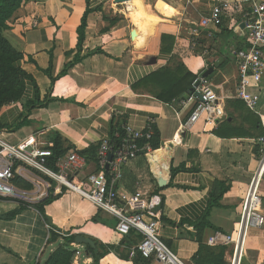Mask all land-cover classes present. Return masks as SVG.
I'll list each match as a JSON object with an SVG mask.
<instances>
[{"label": "crops", "instance_id": "crops-1", "mask_svg": "<svg viewBox=\"0 0 264 264\" xmlns=\"http://www.w3.org/2000/svg\"><path fill=\"white\" fill-rule=\"evenodd\" d=\"M131 1L22 3L8 22L6 36L22 54L21 67L31 78L25 81L22 98L1 109L0 133L17 144L44 131L45 139H58L66 155L100 148L103 140L111 139L113 126L140 131L151 128L153 136L158 134L161 147L146 149L123 164L116 186L120 192L132 193L140 188L148 194L157 203L159 234L186 264H194L192 258L200 244H209L216 232L236 236L243 200L264 151V145L258 142L264 134L257 136L264 132V77L259 88L251 90L260 96L256 110L238 97L239 70L232 50L250 46L242 9L231 7L225 11L219 26H199L218 4H247L246 0H143L144 14L155 23L141 31L145 40L139 45L136 38L140 26ZM88 4L92 11L79 48L78 28ZM163 36L174 37V42H164ZM217 63L220 65L215 67ZM179 64L184 77L177 88L187 93L193 78H203L219 94L227 113L225 119L215 124L201 119L183 130L181 126L189 119L192 106L181 105V98L173 102L160 99L159 85L140 84L165 68L177 72ZM68 66V72L61 75ZM211 67L215 68L205 77ZM37 90L46 105L29 111L27 104L37 100ZM238 99L246 105L240 109L228 106L229 101ZM23 119L30 123L16 128ZM254 120L261 121L262 130L255 128ZM88 162L87 169L70 175L75 184L82 186L89 173L99 170L93 160ZM181 165L187 171L173 176L172 167ZM22 169V180L33 184L36 176ZM59 188L60 196L46 206L47 215L62 235L71 232L91 238L104 253L100 264H159L153 257L138 259L139 254L132 255V248L143 239L140 232L118 233L117 219L100 212L75 190L62 187L60 193ZM259 191L264 212V174ZM221 193L216 206L209 209L214 196ZM36 215L41 217L30 208L11 221L0 220V264H38L48 257L43 259L48 239L44 238V229L48 224L41 217L39 230L29 232L31 224L27 222ZM94 216L108 223L94 222ZM204 217L213 227L197 229L196 224ZM85 245L79 247V264H92L93 259L83 255ZM55 246L51 245L50 250ZM220 246H224V260L230 264L235 244ZM243 256V264H264V226L248 231Z\"/></svg>", "mask_w": 264, "mask_h": 264}, {"label": "built area", "instance_id": "built-area-1", "mask_svg": "<svg viewBox=\"0 0 264 264\" xmlns=\"http://www.w3.org/2000/svg\"><path fill=\"white\" fill-rule=\"evenodd\" d=\"M246 4V7L242 3L218 4L214 6L212 15L202 19L199 26L201 28L219 26L223 22L225 11L231 7L236 10L242 9V23L247 29L250 46L247 49L232 50L239 70L238 97L244 100L250 109L256 110L260 96L251 90L259 88L264 77V0H246ZM197 33L198 30H195V36ZM180 104L192 106L189 119L181 126L183 130L191 128L201 119L215 124L227 117L219 94L214 86L203 78H196L193 81L191 90L181 98ZM125 130L126 137L115 150L112 149L110 140L105 139L101 142L97 157L99 170L89 173L82 186L75 184L70 175L76 176L87 169L89 162L84 155L71 151L59 157L53 166L50 164V158L54 155L52 149L54 140L45 139L44 131L37 132L17 144L11 143L0 133V195L5 197L18 195L24 200L29 198L30 192L19 190L14 184L15 172L23 174V169L19 166L16 168L15 165L22 163L75 190L99 210L117 219L115 230L118 233L129 235L134 230L140 232L143 239L132 248L133 256L141 254L144 258L153 257L159 264H186L159 234L160 215L156 213L157 203L140 188L132 193H124L116 186V181L121 176L119 173L121 166L137 158L144 150H151L149 142L141 144L142 141H148L153 137L151 128L140 131L126 126ZM258 142L264 145V136L258 138ZM111 152L113 159L109 161ZM106 165H109L110 179L105 174ZM263 174L264 151L243 200L236 236L218 231L210 237L209 244L213 246L235 244L230 264H243V249L248 231L264 226L263 196L259 191ZM37 180L36 193L39 199L48 193L51 185L42 179ZM79 256L80 251H77L76 264Z\"/></svg>", "mask_w": 264, "mask_h": 264}, {"label": "trees", "instance_id": "trees-1", "mask_svg": "<svg viewBox=\"0 0 264 264\" xmlns=\"http://www.w3.org/2000/svg\"><path fill=\"white\" fill-rule=\"evenodd\" d=\"M24 1L27 0H0V111L5 105L19 101L22 98L25 89V81L26 79L31 78V76L28 75L21 67L22 54L13 47L6 36V30L8 28L9 20L14 17L15 13L21 7ZM91 11L92 10L90 9V5L88 4L87 10L82 19V23L78 28L79 48L82 47L85 40L87 17L91 13ZM163 40L164 42L167 40H171L172 42H174V37L163 36ZM75 61L79 60L76 58ZM69 67L70 66H68L61 75H65L68 72ZM181 70V64H179L177 72H175L172 68H165L159 72H155L147 76L140 82V84L152 83L155 85H159L162 88V92L159 95V98L163 99L166 102H173L175 98L180 99L187 95L192 88L193 81L195 80V78H193L187 93L183 92L184 90L180 89L179 87L177 88L179 82L182 81V78L184 77L181 73ZM180 73L182 76L180 75ZM36 98L37 100L35 102L27 104L29 111L37 107H44L46 105L40 99L39 90H37ZM243 104L246 105L244 101L239 99L236 101L228 102V106L235 105L236 109H240ZM29 123L30 122L28 119H23L16 125V128H21L25 125H28ZM254 126L256 129L262 130L261 121L259 122V120H254ZM2 130L3 127L0 125V131ZM236 132L237 131H234V133ZM263 134L264 132L260 131L257 136H261ZM124 137H126L125 129L117 126L112 127L110 144L112 145L113 150H115L122 144V140ZM54 140V146L52 147L54 155L50 158V164H52L53 166L56 163L57 159L64 155L60 147V142L58 141V139L56 140L54 138ZM146 142H149L151 148L154 150L161 147L160 138L156 133L150 140H144L141 142V144H145ZM98 149L99 147H93L91 153H84V151L81 153L87 157L88 161L93 160L95 163H97ZM179 171H187V168L182 165L178 168L172 167L171 172L173 176ZM105 174L110 179V171L105 170ZM23 184L27 188L32 187L30 183L26 181L24 182V180ZM63 191L64 189L61 193H63ZM223 193H221L219 196H214L216 198L215 202L214 204L212 202V205L209 206V209H211L213 206H216V203L221 199ZM59 196L60 194H55L53 188L49 191V195L40 202L30 204L19 200H14V202L17 204L15 209L10 212L0 213V220L11 221L22 214L24 211L29 210L30 208H34L41 214V217L44 219V221L52 227L48 242L49 245H53L56 243V248L52 251L50 250V254H48V257L43 262H39L38 264H73L75 260L77 248H75L72 243L76 242L77 235L72 234L71 232H66V235H62L60 232H58L60 230L56 228V226L53 224L52 219L47 215L45 210L46 206L55 201ZM6 199L7 198L0 197V200ZM100 212L102 211L100 210ZM206 219L207 218L204 217L203 220L196 224V228L202 229V227H206V225L213 227ZM92 221L101 222L103 224L108 223L99 216H94L92 218ZM224 251V246H211L209 244L201 243L199 250L196 252L192 259L194 264H227L224 260ZM83 255L91 257L93 259L92 264H100L104 253L100 251L98 246L87 244L85 245ZM138 256V259H143V256L141 254H139ZM81 264L84 263L81 262Z\"/></svg>", "mask_w": 264, "mask_h": 264}, {"label": "rangeland", "instance_id": "rangeland-1", "mask_svg": "<svg viewBox=\"0 0 264 264\" xmlns=\"http://www.w3.org/2000/svg\"><path fill=\"white\" fill-rule=\"evenodd\" d=\"M34 171V173L37 175V177L39 178V179H42V180H44L45 182H48V181H50V180H52L50 177H48V176H46V175H44V174H42V173H39V172H37V171H35V170H33ZM38 180H36L35 181V184L33 183V184H31V188H27V187H25L24 186V184H23V180H22V178L20 177V175L18 174V173H16L15 172V180H14V184L16 185V187L19 189V190H23V189H26V190H29L30 192H36V190L38 189V187H37V185H36V182H37ZM25 182V181H24ZM55 183H57L56 184V188H58L59 186H58V182H55ZM55 183H53V185H55ZM45 188V187H44ZM65 188H67V187H65ZM61 189V188H60ZM62 191V190H61ZM34 195V194H33ZM35 196V195H34ZM34 196H29V198L27 199V200H24V199H20L19 197H18V195L16 196V197H5V196H2V195H0V197H4V198H7L6 200H0V212L1 213H5V212H10V211H12L13 209H15L16 208V203L14 202V200H19V201H23V202H26V203H30V204H33V203H36V201L35 200H33L32 198L34 197ZM39 196V195H38ZM40 216H37L36 215V218H33V219H31L29 222H27V224H31V228L29 229V232L30 233H34L35 232V230H39V224H40V222H41V220H40ZM45 231H44V238H48L49 239V236H50V231H49V229L47 228V227H45V229H44ZM48 239H47V245L44 247V251H43V254H44V252H45V254H44V256H43V259H45L44 257L45 256H47L48 254H50V249H51V245H49V242H48ZM57 245V244H56ZM55 248H56V246H55ZM42 257V256H41ZM74 263H75V260H74ZM73 263V264H74ZM36 264V263H35ZM77 264H79V261H78V263Z\"/></svg>", "mask_w": 264, "mask_h": 264}, {"label": "bare ground", "instance_id": "bare-ground-1", "mask_svg": "<svg viewBox=\"0 0 264 264\" xmlns=\"http://www.w3.org/2000/svg\"><path fill=\"white\" fill-rule=\"evenodd\" d=\"M132 2V6H131V8L134 10L133 12V14H135L136 12V15H134V16H136L137 18H135V21L139 24V26H140V33L139 34H137L138 36H137V41H138V44L140 45V42H144V40L145 39H143V34H142V30H144V28H145V26H149V23L150 24H153V23H155V21L152 19V17L151 16H149L148 14H144V12H143V9H142V4H143V0H133V1H131ZM163 149V153H165L166 152V149L164 148V147H162ZM20 167V168H26V169H29L36 177L34 178L35 180H34V184H35V181L38 179V177H37V175L34 173V169L33 168H28L26 165H24V164H22V163H17L16 165H15V167L17 168V167ZM24 171V170H23ZM36 171V170H35ZM38 172V171H37ZM19 174V173H18ZM20 175V174H19ZM21 177V176H20ZM52 179V178H51ZM15 180V179H14ZM55 182H57V181H55L54 179H52V180H50V181H48L47 183H49L50 185H51V187H50V189H49V191L51 190V189H53L54 188V191H55V194H57V189H56V184L57 183H55ZM53 183H55V185H53ZM58 186H60V188H62V187H65L64 185H61V184H59L58 183ZM59 188V190H60V193L62 192L61 191V189ZM23 190H25V191H28V192H30L29 190H26V189H23ZM49 191H48V193L45 195V196H42L41 198H39V199H37V197H38V193H36L37 192V190H36V192H30L31 193V195L30 196H34L32 199L33 200H35L36 201V203L37 202H40V201H42L44 198H46L48 195H49ZM34 194V195H33ZM13 197V196H12ZM21 199V198H20ZM34 204V203H33ZM48 228L49 229H51L50 228V225H48ZM72 245L75 247V248H77V251H80V255H81V250L79 249V247H80V245H83V244H79L78 245V243L77 242H75V243H72ZM76 254H77V252H76ZM75 257H76V255H75ZM79 260H80V256H79ZM78 260V261H79Z\"/></svg>", "mask_w": 264, "mask_h": 264}, {"label": "water", "instance_id": "water-1", "mask_svg": "<svg viewBox=\"0 0 264 264\" xmlns=\"http://www.w3.org/2000/svg\"><path fill=\"white\" fill-rule=\"evenodd\" d=\"M125 1H129V0H115L116 3H122V2H125ZM219 65L220 64L217 63V64H215V67H218ZM215 67H211L210 70H208L207 72L204 73V76L206 77L209 74L210 71H213V69ZM108 158H109V161H111L113 159V153L112 152L109 154V157ZM108 168H109V165H106V169H108ZM76 242L78 244H83V245L90 244V245L95 246V242L91 238H86L85 236H82V235H78L76 237Z\"/></svg>", "mask_w": 264, "mask_h": 264}]
</instances>
